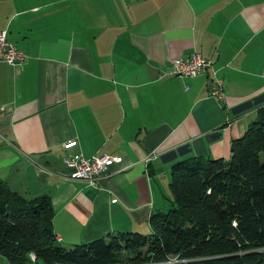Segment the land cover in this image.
Here are the masks:
<instances>
[{"label": "crops", "instance_id": "obj_1", "mask_svg": "<svg viewBox=\"0 0 264 264\" xmlns=\"http://www.w3.org/2000/svg\"><path fill=\"white\" fill-rule=\"evenodd\" d=\"M0 29L25 54L0 60V178L49 196L63 246L149 233L173 163L227 158L264 105V0H0ZM192 52L211 59L221 99L208 69L160 75ZM73 153L131 164L91 183L67 177Z\"/></svg>", "mask_w": 264, "mask_h": 264}, {"label": "trees", "instance_id": "obj_2", "mask_svg": "<svg viewBox=\"0 0 264 264\" xmlns=\"http://www.w3.org/2000/svg\"><path fill=\"white\" fill-rule=\"evenodd\" d=\"M168 190L149 233L63 246L52 231L49 196H23L0 178V254L9 264H28L29 251L40 262L73 264H264V105L231 140L227 158L173 163Z\"/></svg>", "mask_w": 264, "mask_h": 264}, {"label": "built area", "instance_id": "obj_3", "mask_svg": "<svg viewBox=\"0 0 264 264\" xmlns=\"http://www.w3.org/2000/svg\"><path fill=\"white\" fill-rule=\"evenodd\" d=\"M25 54L17 48L11 41L5 37V30L0 29V60L9 64H16L21 62ZM206 69L210 72L209 81V95L221 99L223 97L222 80L217 75L211 59L202 57L197 52H192L186 57L174 58L171 61V69L168 72H163L160 75H195L196 73L203 72ZM74 140H68L64 143L67 146L73 143ZM148 159V157L146 158ZM65 166L68 168L67 177L86 179L93 182L100 174L104 172L107 164H115V170H122L128 167L131 162L124 160L121 155H110L106 153L94 154L90 157H84L79 153H73L65 158ZM112 201L115 198L111 199ZM264 247L260 248L263 250ZM28 264H73L69 261H37L32 251L28 252Z\"/></svg>", "mask_w": 264, "mask_h": 264}, {"label": "rangeland", "instance_id": "obj_4", "mask_svg": "<svg viewBox=\"0 0 264 264\" xmlns=\"http://www.w3.org/2000/svg\"><path fill=\"white\" fill-rule=\"evenodd\" d=\"M138 233H139V232H138ZM126 258H127V257H126V254H125V253H122V255H121V260H122V261H125Z\"/></svg>", "mask_w": 264, "mask_h": 264}]
</instances>
